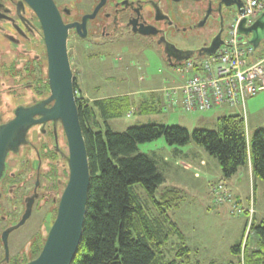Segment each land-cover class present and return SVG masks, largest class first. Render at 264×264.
Listing matches in <instances>:
<instances>
[{
  "label": "rangeland",
  "instance_id": "obj_1",
  "mask_svg": "<svg viewBox=\"0 0 264 264\" xmlns=\"http://www.w3.org/2000/svg\"><path fill=\"white\" fill-rule=\"evenodd\" d=\"M178 6L177 10L180 11H196L199 4L187 0ZM87 10L88 8L83 7L72 9V11H76L79 14ZM233 11L236 12L235 5L224 7L223 39L226 38L227 27L234 18ZM209 25L210 22L203 29L187 32L185 38H188V40L183 43L182 48L197 50L202 47L215 32L214 27H208ZM98 28V24L90 22L89 36L86 40L75 37H70L69 39L68 50L72 55L76 53L78 56V61L74 60L75 67H73V70L79 74L78 84L82 92L93 99L126 96L135 102L146 100V103L152 101L151 97H155V111L142 113L137 111L136 106L133 108L134 111L136 109L135 113L131 111L119 118L107 120L109 129L113 132L121 133L131 127L154 124L157 126H180L191 131V120L205 114L189 113L177 107H163L158 99L162 89L166 88L168 90L176 84H181L183 82L182 77L172 67L160 61L156 55L154 57L143 46H139L132 38H100L99 35L95 34ZM36 51L31 52L30 55L33 56ZM11 52L12 46L0 37V116L2 121L10 119L12 110L19 105H23L20 102H27L33 95V90L28 87L31 84L30 81L29 84L26 83L29 79L24 77L23 71H21L24 61L16 58L17 56L15 57L17 59L16 67L21 71L23 77L19 78L16 84L10 77V73L14 72L10 71L8 74V68L11 66L13 58V56H10ZM256 52L259 53V56H264V42ZM25 59L23 57V60ZM260 96L263 99L260 102H255ZM251 101L252 106H250ZM241 116L245 119L247 134L249 135L250 133L251 140L257 130L264 129V127L253 129V126L249 125L247 121L248 118L252 117L253 122L264 123V92L246 101L245 111ZM103 121L102 117H100L97 131H104L105 125ZM217 129L218 127L212 130L216 131ZM94 130L96 131V129ZM188 145L181 147L170 146L161 137L152 142L138 145L137 152L153 160L163 176H169L173 179L169 180L170 182L180 183L184 182L183 176L185 173L179 171L177 165L175 166L174 160L185 154V149H187ZM190 145L204 151V149L199 148L194 143L192 144V142ZM207 156L210 162L218 163L214 157L209 154ZM213 180V177H209L206 179L199 178L194 180L195 182L193 183L191 181L190 183L188 182L189 191L181 194L182 199L178 204L180 208L170 209L167 214L170 217V213L174 211L173 222H178L177 224L184 234L187 244L197 249L196 254L193 250L191 251L189 264H196L194 261H198L199 264H227L228 261H231L232 264H244V262L238 263L240 257L238 260L234 255L232 256L230 249L234 244L233 242L237 240V232L235 231L237 227L240 230L243 228L242 234L239 231L238 235V238L241 236L240 242H242L245 229V222L243 226V221H246L245 215L238 216L236 213L233 214L230 212V208L227 214L220 212L222 207H225L223 205L229 206L230 203H215L211 194V189L216 184ZM256 180L260 185L255 187V193L247 182V185L242 188L247 199L243 201L232 199V201L240 204L243 202V207L247 208L249 199L252 196L254 198V210L255 213L257 212L254 215L253 224L264 226V188L261 186L264 185V182L260 179ZM133 192L138 196L145 214L150 218L155 217L157 214L156 203L149 198L145 190L140 185H134ZM162 192V186H159L154 194L155 201L159 200ZM220 213L222 214L221 216ZM38 223L39 219L34 220L31 218L10 234L8 249L12 258L17 257L18 254L24 251L31 240L36 239L39 233V228L36 226ZM46 224L49 225V223ZM1 229L0 227V233ZM47 230L48 228L42 230L43 236L46 235ZM258 242V236L255 233L251 234L246 241L248 250H253L258 245ZM177 244L178 239L176 237L168 242L166 246L167 260L175 259L174 251ZM1 250L0 244V252Z\"/></svg>",
  "mask_w": 264,
  "mask_h": 264
},
{
  "label": "trees",
  "instance_id": "obj_2",
  "mask_svg": "<svg viewBox=\"0 0 264 264\" xmlns=\"http://www.w3.org/2000/svg\"><path fill=\"white\" fill-rule=\"evenodd\" d=\"M74 91L79 93L76 105L90 181L82 237L71 264H189L191 250L167 214L178 206L182 196L172 189L155 201L154 194L164 177L153 160L137 152L140 144L161 137L170 146L192 142L218 161L224 179L231 178L250 160L253 178L264 182V129L257 130L248 141L245 120L239 115L220 118L216 131L150 124L118 133L109 129L107 120L132 111L129 97L89 103L76 84ZM145 109L154 111L150 107ZM100 117L104 120V131H97ZM134 185H140L156 203L155 217L145 214L133 192ZM252 231L259 242L256 249H244L243 262L264 264V226L253 224ZM175 237L178 239L175 259L169 261L166 246ZM230 252L239 260L240 245L232 246Z\"/></svg>",
  "mask_w": 264,
  "mask_h": 264
},
{
  "label": "flooded vegetation",
  "instance_id": "obj_3",
  "mask_svg": "<svg viewBox=\"0 0 264 264\" xmlns=\"http://www.w3.org/2000/svg\"><path fill=\"white\" fill-rule=\"evenodd\" d=\"M52 1L60 11L65 24H80L82 17L91 14L101 2V0ZM184 1L187 0L179 2L104 0L94 19L87 21L85 38L79 36V33H84L82 29L69 30L67 50L70 37L86 40L89 36V23L95 22L99 25L95 34L100 38L130 37L154 57L156 55L164 64L181 63L179 51H189L182 48L183 43L188 40L185 38L187 32L203 29L210 22L208 27H214L215 32L202 45L203 47L208 46L211 39L218 33L221 18L223 20L222 34L224 31L225 6L220 5L217 0H188L199 4L196 11L177 10L178 5ZM80 7L88 8V10L80 14L72 11ZM236 12L233 11L234 17ZM205 15L208 18L204 26L195 28L203 21ZM0 37L12 46L10 54L11 57L13 56L12 64L8 68V74L10 71L14 72L10 73L12 81L16 84L19 78H23L21 75L23 71V76L29 79L26 83L29 84V81L31 83L28 87L33 90L31 98L25 103L21 101L23 105L17 107L32 106L47 99L49 96L47 60L42 30L36 15L23 0H0ZM33 51L36 53L31 56L30 53ZM15 57L24 61L21 71L16 67ZM23 57L26 59L23 60ZM68 57L73 73V88L75 84L78 87L79 74L73 70L74 60L78 61V56L76 53L72 55L68 50ZM15 109L12 110L11 118L6 121H2L0 116V126L13 119ZM68 178V146L61 124L48 121L32 126L26 134L25 144L21 145L16 152H10L7 155L5 170L0 178V227L2 228L0 264H25L39 255L47 233L55 220ZM27 209L29 216L24 224L31 218L39 219L36 225L39 228L38 236L31 240L17 257L12 258L9 249L6 257L1 235L5 229L16 225ZM44 228H48L45 236L41 233Z\"/></svg>",
  "mask_w": 264,
  "mask_h": 264
},
{
  "label": "water",
  "instance_id": "obj_4",
  "mask_svg": "<svg viewBox=\"0 0 264 264\" xmlns=\"http://www.w3.org/2000/svg\"><path fill=\"white\" fill-rule=\"evenodd\" d=\"M23 1L36 15L42 30L46 50L49 96L32 106L17 107L13 113V119L0 126V178L5 170L7 155L10 152H16L21 145L25 144L26 134L32 126L48 121L61 124L68 146V182L61 195L55 220L47 233L39 255L25 264H71L82 237L90 172L74 95L73 73L68 57L67 41L71 29L77 31L82 29L84 33H79V36L85 38L86 23L94 19L104 0H101L91 14L83 16L80 24H65L52 0ZM217 1L225 7L235 5L240 15L244 13L241 0ZM207 18L208 16L205 15L203 21L195 28L203 27ZM245 23V19L240 21L238 33L245 37L247 43L256 51L264 42V11L250 26H245ZM222 27L221 18L218 33L211 39L210 44L197 51H179L180 61L193 56L212 55L223 44ZM47 105L50 107L47 108ZM28 216L29 210L27 209L16 225L3 231L1 241L6 257L8 256L9 233L22 226Z\"/></svg>",
  "mask_w": 264,
  "mask_h": 264
},
{
  "label": "built area",
  "instance_id": "obj_5",
  "mask_svg": "<svg viewBox=\"0 0 264 264\" xmlns=\"http://www.w3.org/2000/svg\"><path fill=\"white\" fill-rule=\"evenodd\" d=\"M243 15L236 12L227 27L223 44L212 55L191 57L172 66L184 82L179 89L171 87L163 91L166 102L171 106L176 103L179 93L180 108L185 112H203L220 106L239 107L245 110L248 99L264 90V56L252 60L256 51L238 33V26L245 19V26H250L264 11V0H241ZM75 95H79L77 91ZM211 194L215 203H230V212L244 214L245 229L240 243V261L243 263V251L246 241L253 234L254 198L251 196L248 207L232 201L228 188L222 183L213 185ZM246 240V241H245Z\"/></svg>",
  "mask_w": 264,
  "mask_h": 264
},
{
  "label": "crops",
  "instance_id": "obj_6",
  "mask_svg": "<svg viewBox=\"0 0 264 264\" xmlns=\"http://www.w3.org/2000/svg\"><path fill=\"white\" fill-rule=\"evenodd\" d=\"M258 54H259L258 52H255V54L253 55L252 60H255L256 58L261 57ZM168 66L172 67L173 65H168ZM184 80L185 79L182 78V81L183 82H184ZM183 82L181 84H176V85H174L172 87L173 88H176V89H179L181 87V85L183 84ZM78 89L81 92V95L85 99H87V101L89 103H92V102H94L96 100L106 99V97L94 98V99L93 98H89L87 95H85L82 92V90L80 89L79 84H78ZM165 89L166 88H164V89H162L160 91V98H158L159 101H160V103H162L161 105H163V107H170V108L177 107V108L181 109L180 108V105H179L180 104V100H181L180 94L178 93L176 95V98H177L176 99V103H175L174 106H171L169 103L166 102V99L163 96V91ZM262 92H264V90H262L261 92H259L256 96H258ZM253 98H250L248 100H251ZM262 99H263V97L260 96L258 98V100L255 101V102H260ZM151 100L152 101H148L146 103V100L135 102V101H133L131 99L133 108H135L137 106L136 107L137 108V111L142 112V113H147L148 112L145 109L146 107H150V108H152V110L155 111V97H151ZM250 106H252V101L250 102ZM133 108H132V111H133V113H135L136 112V109L134 111ZM244 111L241 110L239 107H230V106L224 105V106H220V107H217V108L208 110V111H203V112H189V113L205 114V115H202V116L195 117L194 119L191 120L192 121L190 123V127L192 129L191 131H193L195 129L212 130V129L218 127V120L220 118L227 117V116H234V115L241 116V114H243ZM245 115H247V113H245ZM241 117H243V116H241ZM247 121H248V124L249 125L251 124V126H253V129H258V128H263L264 127V123H259V122L256 123V122H253L252 117L248 118ZM245 125H246V123H245ZM249 135H250V133H249ZM249 135L247 134V140L248 141H250V136ZM190 144L191 143H189V145L187 144L188 147H187V149H185L186 150L185 151V154L182 155L181 157H178L177 159L174 160L175 161L174 163H176L175 166L177 165V167L179 168V171H182V172L185 173L184 176H183L184 179H185L184 180L185 183L184 182H180V183L175 182V183H173V182H170L173 179H171L169 176H163L164 177V182L161 185L162 186V189H163V192H165L167 190L174 189V190L178 191L180 193V195H181L182 193H186V192L189 191V187L190 186L187 185L188 182L190 183V181H191L193 183V182H195L194 180H198L199 178H205L206 179V178H209V177H213L214 178L213 181L216 182V184L217 183H222L223 185H225L228 188V190L231 193L232 199H234V200L243 201V200L247 199V196H246L245 192L242 191L243 190L242 189L243 186L245 187L247 185V182L251 185L252 190L255 193V187H257L258 185H260V183H258L257 180L255 181V179L252 176V166H251L250 160H249V163L247 164L246 167L239 168L238 171L235 173L234 176H232L231 178L225 180L223 178L222 174H221V169H220L219 163H214V161H211L210 162L209 159H208V156H207L208 153L205 150L202 151L201 149H197L196 147H193ZM199 148H201V147H199ZM176 150H178V149H176ZM243 172H244V174H243ZM210 182L213 183L212 181H210ZM261 186L264 188V185H261ZM223 206H225V207H222V209H221L220 212L221 213L224 212V213L227 214L228 213L227 211L230 208V205L229 206L223 205ZM175 208L178 209L180 207L177 206ZM173 212L174 211H172V213H170V219H172V222L174 221L173 220V217L175 215ZM186 212H188V211H186ZM221 213H220V216L222 215ZM255 214H257V212ZM241 215H244V214H241ZM241 215H238V216H241ZM231 216H233V215H231ZM244 222H245V220L243 221V226H244ZM174 223L176 224L177 228L179 229V231H180V233H181V235H182V237L184 239L185 245L191 251L193 250L194 253L196 254L197 253V249L196 248H193V247H191V246H189L187 244V240L185 239L184 234L181 232V229H180L179 225L177 224L178 222H174ZM235 231L237 232V238H236L237 240H235L236 242H233L234 243L233 246L234 245H240V243H241L240 242L241 236L238 238V235L240 233L239 231H241V234H242L243 228H242V230H240L237 227V229L235 228ZM246 248H248V245H246ZM256 248H257V246H255L254 249H256ZM194 262L196 264H199L198 261H194ZM227 264H232V262L231 261H228Z\"/></svg>",
  "mask_w": 264,
  "mask_h": 264
}]
</instances>
